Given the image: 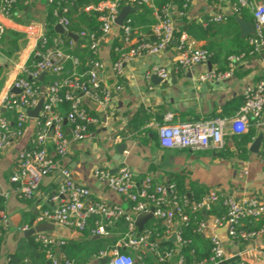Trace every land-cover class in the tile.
Instances as JSON below:
<instances>
[{
    "label": "crops",
    "instance_id": "1",
    "mask_svg": "<svg viewBox=\"0 0 264 264\" xmlns=\"http://www.w3.org/2000/svg\"><path fill=\"white\" fill-rule=\"evenodd\" d=\"M257 1L264 3V0ZM148 4L154 6L152 0ZM48 8L49 0H21L9 17L0 14V21L6 25L0 39V116L9 120L13 127L16 126V115L2 107V99L15 79L28 76V70L32 69L39 51L38 31L42 34L48 31ZM153 15L155 17V11ZM219 15L223 19L215 21L214 18ZM173 16L178 26L175 42L157 55H146L125 63L121 75H116L113 70L112 55V43L119 35V28L115 27L104 40L98 58L104 63L100 77L111 91L110 100L107 107L103 108L83 98L84 104L92 106L94 110L90 116L99 121L90 125V136L74 143L70 154L62 162L71 168L78 183L89 187L90 200L118 205L126 211H130V202L111 189L106 181L98 179L95 176L96 169L117 173L126 165L139 185L147 176H152L156 182L170 184L173 176L179 175L191 196L202 197L216 190L237 198L256 197L264 201V143L258 152L250 150L252 143L263 132V126L257 122L254 126L251 124L247 131L254 127L255 135L248 145L246 158L240 156L237 143L233 140L234 134L230 132L226 134L222 147L199 150L165 148L160 144L158 135V127L163 124L236 116L240 110L234 112L238 103L236 101L243 97L249 85L256 84L264 77V48L252 52L249 43L252 34L243 36L236 20L239 16L253 24V14L248 8L239 14L235 13L230 0H189L188 11L180 14L175 6ZM232 18L236 23L231 21ZM193 21L208 29L206 37L196 39L187 32L180 33L184 24ZM136 31L134 42L140 36L149 37L143 35L139 28ZM183 35L188 43L210 49L216 56V61L211 62L213 70L218 72L229 67L227 71L219 72L221 78L201 80L202 74L209 70L207 63L175 69L179 56L177 45ZM123 48L128 46L124 44ZM233 56H240V59L234 61L231 67ZM156 67L167 68L170 71L169 79L164 80L159 76L161 80L153 81ZM228 103L234 104L224 114L222 110ZM60 111L66 113L64 108ZM36 119L29 116L24 125V134L13 138L10 146L0 152V192L7 194L2 205L6 217L0 218V264H10L11 257L22 252H33L29 241L37 233L28 235L26 231L38 225L36 217L41 211L56 205L53 197L61 182L59 172L46 175L32 199L22 198L16 191V184L11 181V175L17 168L19 152L34 147L32 140ZM68 127L66 129L70 133ZM121 143H126L127 147L122 154H118L117 145ZM49 149L53 154L52 147ZM225 149L228 151L223 155L221 151ZM207 215L209 218L212 216ZM176 223L179 224L178 221ZM54 225V230L48 233L69 244L82 245L85 240L97 239L68 226L58 223ZM258 226L261 227L256 229ZM240 229L246 232L257 231V235L244 240L240 237L231 238L225 231L218 232L224 241L227 255L231 257L224 264H235L238 259H244L248 264H264V217L258 220L246 219ZM174 232L169 238L177 246ZM202 235L210 239L211 232L208 230L202 232ZM106 236L112 238L119 234L108 233ZM129 251L137 255L135 251ZM54 254L61 259V247H55ZM24 261L25 264H34L27 256ZM71 262L103 264L101 257L89 255L87 250L77 252ZM59 264L66 263L61 260Z\"/></svg>",
    "mask_w": 264,
    "mask_h": 264
},
{
    "label": "built area",
    "instance_id": "2",
    "mask_svg": "<svg viewBox=\"0 0 264 264\" xmlns=\"http://www.w3.org/2000/svg\"><path fill=\"white\" fill-rule=\"evenodd\" d=\"M20 1L0 0V14L9 17L12 9ZM143 1L150 2V0H103L97 5L89 6L87 9L101 12L102 34L99 36L85 31L77 34L80 38L90 40L91 48L98 55L101 43L111 35L113 29L115 27L124 29V43L128 48L113 64L116 75H121L125 63L146 55H157L175 42L178 26L173 16L174 0H171L162 10L155 9L156 22L151 27L149 37L140 36L135 42L133 41L137 31L133 28L132 19L129 16L122 26L117 25L116 19L124 6H134ZM230 1L235 13L239 14L244 8H248L253 14L254 33L249 38L251 51L264 48V3L257 0ZM188 5L189 0H186L184 6L188 7ZM222 19L221 15L214 18L215 21ZM69 23L65 15L60 16L57 21V24H61L66 32H70ZM5 30L6 25L0 21V39ZM38 40V43L46 42L45 33L38 31ZM57 42L63 43V40L58 39ZM177 48L179 56L176 70L195 64H206L212 56V52L207 48L188 43L184 35L180 38ZM69 57L70 55L66 54L62 48L52 47L37 51V61L32 69L28 70V76L17 77L2 99V107L15 113L16 126H11L9 120L0 116V152L10 146L13 138L24 134V125L29 119L28 112L37 106L41 98H44L40 115L36 119V129L32 140L34 147L25 148L19 152L17 168L11 175V181L16 184L18 194L22 198L32 199L36 196L43 178L53 172H59L61 182L57 194L53 197L56 205L41 211L36 217V223L52 222L84 231L89 228V221L93 220L94 225L90 228V235L106 236L109 233L107 226L124 218L127 223V232L118 242V248L111 251L112 256L107 264H135L136 262L146 264L143 262L142 254L139 253L144 250L154 255V264H185L186 260L181 252V244L184 242L181 233L182 224L189 220L185 208L190 206L193 212H208L217 202L223 201L227 208L226 214L212 215L199 224V232L208 230L211 232L212 254L209 258L197 261L195 264H224L231 259L218 232L225 231L231 238L240 237L244 240L256 236L257 231L246 232L241 230L240 226L246 219L258 220L264 217L263 200L256 197L237 198L212 190L199 201L191 202L186 196H179L175 184L156 182L152 176L145 177L139 185L131 169L126 165L122 166L117 173L96 169L95 176L106 181L111 189L123 195L130 202V211L118 205L111 206L104 202L90 200L89 187L78 183L74 179L71 168L62 160L70 154L74 143L81 142L90 136V125L99 121L90 116L83 105V98L106 108L111 91L105 87L100 77L104 63L99 58L92 62L88 84L67 78L54 82L46 89H41L37 85L41 75L47 71L61 73L63 62ZM239 57H231V67L234 61L240 59ZM154 73L164 80L169 79L170 76V71L164 67H156ZM221 76L222 74L211 69L202 74L201 80L209 81L219 79ZM15 88L20 91H13ZM117 88L120 89L121 86ZM243 95L245 103L233 118L217 117L204 121L159 125L160 144L165 148L195 150L208 147L220 148L224 145L228 132L244 134L249 130L252 120L263 126L264 136V77L256 84L249 85ZM65 102L70 103V108L66 113H62L60 109ZM67 126L70 133L67 132ZM49 147H52L53 154ZM6 197V193L0 192V218L6 217L2 211L3 200ZM151 211L154 218L162 220L165 228L164 234L156 240L151 239L153 233L151 229L145 227L142 232H139L136 224L138 216ZM177 216L181 222L178 225ZM173 230L178 245L170 249L161 248L160 242L169 238ZM36 240L43 244L52 264L61 262L64 257L61 256V259H58L54 254V248L61 247L65 243L63 239L56 238L48 232H39L36 234ZM119 247L133 250L137 255L122 252ZM108 253H101L100 257L103 258ZM65 263L72 264L68 260ZM236 264L248 263L244 259H238Z\"/></svg>",
    "mask_w": 264,
    "mask_h": 264
},
{
    "label": "trees",
    "instance_id": "3",
    "mask_svg": "<svg viewBox=\"0 0 264 264\" xmlns=\"http://www.w3.org/2000/svg\"><path fill=\"white\" fill-rule=\"evenodd\" d=\"M103 0H53L49 1V8L46 23L48 25V31L45 33L46 42L40 41L37 45L39 50H44L45 48H62V50L70 55V57L63 62V69L61 73H53L47 71L43 80H38L37 85L42 89H46L49 85L53 84L56 81H62L67 78H71L79 81L80 83L88 84L89 72L91 70L92 62L98 58V55L94 53L91 48V41L86 38H78L73 40L70 36L66 34H60L55 31V25L60 18V16L65 15L69 19V30L75 34H79L83 31L89 33H96L101 35V26L102 21L100 20L101 12L95 9L86 10L87 7L91 5H97ZM186 0H174L173 3L176 6V9L181 13H186L188 7L184 6ZM171 0H152L154 6H150L147 2L136 3L135 10L130 13L129 18L132 19L133 28H139L142 30L143 35L150 36L151 27L156 22L154 17L155 9L162 10ZM14 9V8H13ZM12 9V11H13ZM245 9V8H244ZM64 10H66L64 12ZM242 12V11H241ZM232 22L236 21L234 18ZM119 28V35L113 40L112 43V55L114 57V62L119 58L122 52L127 51V48L124 46L123 33L124 29ZM180 29V28H179ZM207 28L196 21L186 23L180 29V33L187 32L189 35L196 39H201L207 36ZM144 37V36H141ZM58 39L63 40V43L57 42ZM73 41V44H71ZM104 43V41L102 42ZM101 43V44H102ZM208 50H210L208 48ZM216 56L212 53V56L209 61L215 62ZM37 61V58L34 60ZM229 69L224 68L218 71L225 72ZM238 102L235 105V111H238L242 105L245 103V97L236 101ZM234 103H228L224 106L222 113L225 114L227 108H229ZM89 114L93 115V108L88 104H83ZM63 108L68 111L70 108V103L65 102ZM91 112V113H90ZM252 125H255V121L252 120ZM91 128V127H90ZM89 128V129H90ZM255 135L254 127L251 130L244 134H234L233 140L237 143V148L239 154L242 158H246L249 153V143ZM32 148V147H30ZM222 150L223 155L228 151ZM171 184H175L176 190L179 196H186L191 202L199 201L202 197L191 196L188 194V191L185 188L184 180L179 175H174L172 178ZM206 195V194H205ZM204 195V196H205ZM185 212L189 215L188 222L182 224V237L184 242L181 244V252L185 257V264H195L197 261L209 258L212 254V242L211 239H206L203 237L202 233L198 231L200 222L203 219L207 218V214L215 216H223L227 212V208L224 205L223 201L217 202L212 209L207 213L203 211L193 212L190 206L185 208ZM177 221L180 222L179 216H177ZM89 228L83 232L86 235H90V228L94 225L93 220L89 221ZM258 226L256 229L260 228ZM146 228H149L153 231L152 240L158 239L164 234L165 228L163 226L162 220L154 218L150 220ZM109 233H118L117 237H99L97 239L85 240L82 245H73L65 241L61 245V251L63 255V262L72 261L77 252L87 250V253L92 256L100 257L101 253H108L112 250L118 248V242L123 238L127 232V223L124 218L119 219L112 226H107ZM29 246L32 248L33 252L24 254H18L11 257L10 264H23L25 263V257H29L34 264H47L48 261H51L47 255L46 249L44 248L41 242L36 240V237L32 238L29 241ZM161 248L170 249L174 248L175 243L172 242L170 238L164 239L160 242ZM120 248V247H119ZM122 252L130 253L129 249L120 248ZM143 256V262L146 264H154L155 257L151 252L142 251L139 252ZM19 256V257H18ZM236 264V263H235Z\"/></svg>",
    "mask_w": 264,
    "mask_h": 264
},
{
    "label": "water",
    "instance_id": "4",
    "mask_svg": "<svg viewBox=\"0 0 264 264\" xmlns=\"http://www.w3.org/2000/svg\"><path fill=\"white\" fill-rule=\"evenodd\" d=\"M135 9V7L131 6V5H126L124 6L117 19H116V23L119 26H122L126 20V18L130 15V13ZM236 20L239 22L241 29H242V34L243 36H248L250 34L254 33V24L246 22L244 20H242L239 16L236 17ZM55 31L60 33V34H67L68 36H70L71 38H73L74 40H77L79 38V36L73 32H66L65 28L61 25V24H57L55 26ZM208 66H209V70L212 69V64L211 61L207 62ZM45 76V73H43L40 77L41 80H43ZM152 80L153 81H158L161 80V78L157 75L154 74L152 75ZM13 91H20L19 89H13ZM44 104V98H41L39 103L37 104V106L33 109H31L28 113L30 117H34V118H38L41 112V109L43 107ZM67 123V122H66ZM263 133H261L256 140L252 143L250 150L252 152H258L259 148L262 145L263 142ZM127 144L126 143H121L117 145V152L118 154H122L125 150H126ZM154 219V215L153 212H149L146 214H142L140 216H138L137 220H136V224L138 226V230L139 232H142L144 230V228L146 227L147 223ZM54 223L52 222H42L39 223L37 226H35L34 228L28 229L26 231V234L30 235V234H36L39 232H51L54 230ZM83 235V233H81ZM99 237H103L102 235L100 236H94V238H99ZM112 256V252L110 251L108 253L107 256L102 258V263L103 264H107L108 260L110 259V257ZM47 264H52L51 261H48ZM135 264H139L138 262H136Z\"/></svg>",
    "mask_w": 264,
    "mask_h": 264
},
{
    "label": "rangeland",
    "instance_id": "5",
    "mask_svg": "<svg viewBox=\"0 0 264 264\" xmlns=\"http://www.w3.org/2000/svg\"><path fill=\"white\" fill-rule=\"evenodd\" d=\"M135 256V254H133Z\"/></svg>",
    "mask_w": 264,
    "mask_h": 264
}]
</instances>
